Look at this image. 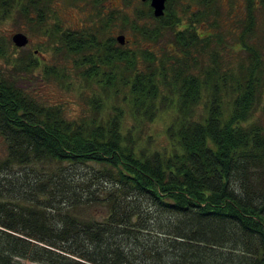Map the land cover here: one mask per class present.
<instances>
[{"label":"trees","instance_id":"1","mask_svg":"<svg viewBox=\"0 0 264 264\" xmlns=\"http://www.w3.org/2000/svg\"><path fill=\"white\" fill-rule=\"evenodd\" d=\"M52 1L0 0V23L31 7L42 24ZM139 4L136 21L156 26L112 12L99 26L43 31L100 89L91 106L109 95L126 111L69 119L0 70V264H264V125L253 119L264 62L248 43L252 8L230 47L222 33L196 29L209 13L182 22L173 0L160 18ZM115 20L152 50L119 46L108 36ZM227 49L248 64L230 66ZM25 66L65 77L33 52ZM166 111L170 146L141 147L142 125Z\"/></svg>","mask_w":264,"mask_h":264},{"label":"rangeland","instance_id":"2","mask_svg":"<svg viewBox=\"0 0 264 264\" xmlns=\"http://www.w3.org/2000/svg\"><path fill=\"white\" fill-rule=\"evenodd\" d=\"M95 0H82L79 4H68L67 0L48 4L50 11L44 17L45 22L38 24L37 16L33 8H29L28 18H24L19 14L18 9L13 11L10 17H7L0 23V50L3 54L0 57V70L8 78L15 81L16 85L24 92L28 93L36 100L49 106H59L63 115L69 119H79L82 117H91L93 115L99 118H105L113 114V108H122L126 111L124 105L109 97L102 96L103 106L96 109L91 106L88 98L92 97V93H101L97 87L87 84L77 70L74 69L73 59L61 54H55L51 46L56 45L50 43L48 36L43 35L44 30H50L53 25L59 24L62 29L82 30L84 26H99L109 13H121L126 16L130 23L143 24L149 28L156 26L153 21H136L135 12L140 7L139 0H101L97 6L92 5ZM181 6H177V15L182 22H187L186 18L190 14L187 3L180 1ZM44 5L42 4V7ZM245 1L244 0H214L209 9V15L206 20L200 24L195 23L196 29L200 33H222L230 47L238 44V37L244 29L245 21ZM199 9V10H198ZM198 10V11H197ZM197 12H203L202 7L196 9ZM194 11V12H196ZM199 12V13H200ZM31 19V21H28ZM109 30L108 36L115 37L123 34L128 40V47H142L151 49V44L144 40L138 34L132 32L130 26L122 28L119 20H115ZM253 33L249 36L248 43L257 47L262 55L264 62V8L258 10L256 24L253 27ZM15 33H23L30 37V46L25 48H16L11 37ZM163 40H169L170 36L167 32L164 34ZM162 40V42H163ZM162 42L160 46L162 47ZM51 48V49H50ZM39 50L37 59L41 64L46 66H55L56 70L63 72L65 77L57 80L53 77H43L42 69L26 70L27 57L33 50ZM228 50V49H227ZM159 52V51H156ZM224 54V60L230 63V66L236 67L240 63L248 64V58L243 51H220ZM36 56V55H34ZM98 110V112H96ZM173 111L160 112L152 122L145 123L141 128L140 142L141 147H150L151 149L161 150L169 147V141L166 137L165 130L173 119ZM253 119H257L264 125V84L261 88L260 102L253 113ZM124 123L130 126L133 122L130 118H125ZM151 136L154 141L151 145H147L143 140L145 137ZM37 264V263H26Z\"/></svg>","mask_w":264,"mask_h":264},{"label":"flooded vegetation","instance_id":"3","mask_svg":"<svg viewBox=\"0 0 264 264\" xmlns=\"http://www.w3.org/2000/svg\"><path fill=\"white\" fill-rule=\"evenodd\" d=\"M61 1H64V0H53L51 3L53 4L54 2H61ZM180 1L181 0H173V4L177 7V6H181V5H183V4H181L180 3ZM182 1H184L185 3H187V8L186 9H188L189 10V15L187 16V18H186V21L188 22L189 21V19H194V16L196 15V14H198L199 12H197L196 11V9L197 8H199V7H201V5H200V0H182ZM204 1V14L206 13V14H208L209 13V9L210 8H208V7H210V1L209 0H203ZM245 1V7H244V11H245V21L244 22H246V21H248V8H252L251 9V11H252V18H253V23H254V27H255V24H256V17H257V14H258V10L260 9V8H264V0H244ZM80 2H82V0H80V1H76V5L77 4H79ZM139 2L140 3H142L143 1L142 0H139ZM145 2H148V4H149V6H150V1L149 0H147V1H145ZM145 2H143V3H145ZM167 3H168V0H166V2H165V9H166V5H167ZM175 7V8H176ZM181 7H183V6H181ZM151 8V7H150ZM152 9V8H151ZM165 9H164V13H165ZM177 9V8H176ZM194 11H196V12H194ZM152 13H153V11H152ZM154 16V15H153ZM162 17V16H161ZM156 18V17H155ZM158 18H160V17H158ZM254 31V30H253ZM26 36V35H25ZM117 36V35H116ZM116 36L114 37V39L116 38ZM27 37V36H26ZM126 38V37H125ZM116 41V40H115ZM117 42V41H116ZM128 42V40L126 39V42H125V44ZM30 43H31V39H30V37H28V43H27V45L25 46V47H27V46H30ZM118 44V43H117ZM124 44V45H125ZM119 45V44H118ZM124 45H119V46H124ZM25 47H23V48H25ZM21 49V48H20ZM39 50H33V53H34V55H39V52H38Z\"/></svg>","mask_w":264,"mask_h":264},{"label":"water","instance_id":"4","mask_svg":"<svg viewBox=\"0 0 264 264\" xmlns=\"http://www.w3.org/2000/svg\"><path fill=\"white\" fill-rule=\"evenodd\" d=\"M143 2L147 0H142ZM150 7L153 10L154 17L158 18L164 15L165 2L166 0H149ZM115 40L119 45H124L126 42V38L123 34H119L116 36ZM11 41L16 48H23L28 43V37H26L23 33H15L11 37Z\"/></svg>","mask_w":264,"mask_h":264}]
</instances>
